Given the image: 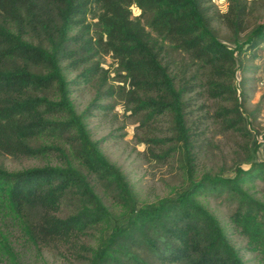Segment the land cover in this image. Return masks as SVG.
I'll use <instances>...</instances> for the list:
<instances>
[{"label": "trees", "instance_id": "obj_1", "mask_svg": "<svg viewBox=\"0 0 264 264\" xmlns=\"http://www.w3.org/2000/svg\"><path fill=\"white\" fill-rule=\"evenodd\" d=\"M225 3L0 0L2 221L39 250L82 264H247L199 199L225 197L234 205L232 224L264 260V200L247 187L264 182V159L236 165L232 175L197 173L208 116L196 112L205 104L195 105L213 99L223 127L243 129V58H256L264 43V0ZM107 56L114 76L103 65ZM85 84L95 96L79 112L72 94ZM118 100L141 117L149 133L141 141L161 144L152 154L180 163L181 184L153 202L139 199L92 138L87 119ZM162 121L169 136H151ZM0 255L16 260L2 225Z\"/></svg>", "mask_w": 264, "mask_h": 264}, {"label": "rangeland", "instance_id": "obj_2", "mask_svg": "<svg viewBox=\"0 0 264 264\" xmlns=\"http://www.w3.org/2000/svg\"><path fill=\"white\" fill-rule=\"evenodd\" d=\"M225 2L226 0H217L221 9H225ZM133 12L134 15H138L140 10L133 6ZM223 30L225 31L224 28ZM256 54V58L251 54L243 58L249 67L243 87L248 92L245 105V114L248 118L243 129L226 130L221 120L215 117L218 103L213 99H200L195 105L198 108L205 104L196 112L198 115L208 116L202 126L205 132L201 135L203 140L197 161L198 175L208 169L232 175L236 165L240 164L247 168L252 161L264 159V43L256 50ZM103 65L112 71L116 68V62L110 56L105 58ZM111 74L114 76V71ZM74 75L75 73L72 74ZM241 75L238 74V80L241 79ZM94 96L95 88L91 84L75 88L72 94L79 112L85 110ZM87 122L92 138L101 141L104 153L127 174L142 202H153L161 196L170 194L181 184L183 175L179 161L175 156L166 161L152 154L150 148L160 153L161 144L141 141L149 133L145 127L140 126L141 117L130 110L124 101L118 100L114 109L96 111ZM156 126L157 131L151 136H169L166 121ZM8 165L14 167L11 162H8ZM247 187L258 198L264 200L263 181H257ZM199 199L220 219L246 263L264 264L259 252L248 247L253 246L249 244V238L242 235L232 224L234 205L225 197L201 196ZM0 225L10 231L11 243L16 253L15 261L0 255V264H82L74 257L64 256L57 251L39 250L26 239L19 226L4 223L1 216Z\"/></svg>", "mask_w": 264, "mask_h": 264}]
</instances>
